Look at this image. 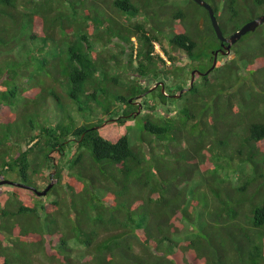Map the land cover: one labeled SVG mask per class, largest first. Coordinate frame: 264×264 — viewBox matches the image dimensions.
Listing matches in <instances>:
<instances>
[{
    "label": "trees",
    "instance_id": "trees-1",
    "mask_svg": "<svg viewBox=\"0 0 264 264\" xmlns=\"http://www.w3.org/2000/svg\"><path fill=\"white\" fill-rule=\"evenodd\" d=\"M180 1L0 0V177L58 180L10 186L0 264H264V24L192 86L222 41ZM207 1L226 36L264 14Z\"/></svg>",
    "mask_w": 264,
    "mask_h": 264
},
{
    "label": "rangeland",
    "instance_id": "rangeland-1",
    "mask_svg": "<svg viewBox=\"0 0 264 264\" xmlns=\"http://www.w3.org/2000/svg\"><path fill=\"white\" fill-rule=\"evenodd\" d=\"M180 5H182L183 7H186V8H188L190 6V9H191L190 16H191V18H193L195 20L198 19V21H200V20L203 21L204 19L207 18L206 11L200 5H198L197 3L196 4H193L189 0H181L180 1ZM258 16H260V15L258 14L257 17ZM176 21H177L176 23H180V20H176ZM203 25H204V23H203ZM170 29L171 28L168 27L167 30L170 31ZM170 33H172V31H170L169 34ZM211 39H210V41H211ZM213 40H214V38H213ZM164 43H165V46L167 48H169V40L168 39H165ZM109 49H110V47H109ZM160 49L161 48L158 46V50L159 51H160ZM116 51H117V49H116ZM163 55H164V53H163ZM228 56H229V58H232L234 56V54H229ZM121 59H122L121 65H124V63L127 62V60L129 59V56L126 55V54L125 55H121ZM113 71H117V69H114ZM130 73H129V75H130ZM125 79L128 80L130 78L127 76V77H125ZM150 81H151L150 78H143V82H145V83H150ZM197 81L198 82L201 81V78L198 77V76H197ZM166 93H167V91H166ZM151 96H153V94H151ZM92 105H93V102H92ZM94 106L97 108V110H96V114L93 117L89 113V108H86L85 109V111L83 112V116L81 114L74 113L75 117L80 122L82 121V117L83 118H88V119H91V120L93 119L92 121H96V119H97V118H95L96 115H100L103 112H101V109H100V106L99 105H97L96 103H94ZM158 111L160 113H162V114H168L169 113V109H167L163 105H159L158 106ZM51 113H52V116L53 117H54V115L58 114V112L55 111L54 109L51 110ZM148 114L149 113H147L145 111L144 107L141 108L140 112L137 115H135L134 118H128L124 122L123 125H120V133L122 135L127 134L133 144L139 143V135L140 136L142 134L146 135V133H147V132L144 131V123H145V118L147 117ZM105 124H106V122H105ZM107 128H103V130L104 129H107ZM154 144L157 145V142H155ZM159 149L161 151H164V148H162V147H160ZM48 174H49V172H46V176ZM1 178L2 177H0V180H2ZM3 178L4 179H7V180L15 181V182L24 183L23 178L18 173H16V172H14V173L13 172L12 173H6ZM36 180L38 181V183L40 184V187L42 189V188H44L45 185H47L49 182L52 181V177H48L47 176V178H43V179L41 177H36ZM55 181L57 182V180H55ZM10 186H11L10 184H5V186L4 185L3 186H0V208L4 205L6 198L9 196V192L11 191L10 190L11 189ZM41 213H43V212L41 211ZM188 229H190L188 233H187V230H185L182 233V235L177 238L179 241L180 240H184V239H186L188 237H192L194 235V232L191 231L190 225H188ZM172 249L175 250V245H173Z\"/></svg>",
    "mask_w": 264,
    "mask_h": 264
},
{
    "label": "water",
    "instance_id": "water-1",
    "mask_svg": "<svg viewBox=\"0 0 264 264\" xmlns=\"http://www.w3.org/2000/svg\"><path fill=\"white\" fill-rule=\"evenodd\" d=\"M194 1L196 3H198L199 5L205 7L208 10L211 22L213 24V27H214L216 33H217V36L222 41V48L214 52V62H213V65L210 69H208L207 71H201L199 69H195L192 71V74H191L192 75V79H191V85L192 86L195 83L197 73L200 75L206 76L209 73H211V71H213L215 69V67L217 66L218 60H219V54L220 53H222V54L231 53L232 46L234 44H236L243 36H245L249 32L256 31L262 24H264V14H262V15L258 16L257 18H254V19L248 21L247 23H245L236 32L232 33L229 36H226L223 32V29L219 23L217 16L215 14L214 7L206 0H194ZM160 84L162 85L163 93H166V86H165L164 81L158 82L151 90L156 89ZM186 89H188V88L182 89V91L179 94H174V96L176 98H180ZM137 104L139 105V110L137 111V114H138L142 108V103L137 102ZM137 114H135V115H137ZM55 172H56V170H53V173H52L53 176H54ZM54 179L55 178H52L51 183L48 184V186L43 190H40L37 187L30 185V184H27V183L15 182V181L7 180V179L0 180V186L5 185V184H12L15 186L31 189V190L35 191L39 196H46L56 183V181Z\"/></svg>",
    "mask_w": 264,
    "mask_h": 264
},
{
    "label": "clouds",
    "instance_id": "clouds-1",
    "mask_svg": "<svg viewBox=\"0 0 264 264\" xmlns=\"http://www.w3.org/2000/svg\"><path fill=\"white\" fill-rule=\"evenodd\" d=\"M194 1V0H193ZM207 1V0H206ZM195 2V1H194ZM211 4V3H210ZM212 5V4H211ZM213 6V5H212ZM158 46L161 48V46H160V44H157V51L159 52V53H161L162 55H163V51H161L162 49H160V51L158 50ZM163 52V53H162ZM222 54V53H221ZM219 58H220V55H219ZM170 63V62H169ZM196 80V79H195ZM139 110V109H138ZM137 110V111H138ZM135 114H137V112L135 113ZM52 178H55V177H52ZM55 180H57L56 178H55ZM58 181V180H57ZM51 183V182H50ZM50 183H48V184H50ZM57 183V182H56ZM55 183V184H56ZM48 184L46 185V186H44V188H42V189H40V190H43V189H45L47 186H48ZM10 185H12V184H10ZM3 186V185H2ZM55 186V185H54ZM38 188V187H37ZM39 189V188H38ZM48 195V194H47Z\"/></svg>",
    "mask_w": 264,
    "mask_h": 264
},
{
    "label": "flooded vegetation",
    "instance_id": "flooded-vegetation-1",
    "mask_svg": "<svg viewBox=\"0 0 264 264\" xmlns=\"http://www.w3.org/2000/svg\"><path fill=\"white\" fill-rule=\"evenodd\" d=\"M221 48H222V46H221ZM221 48H220V49H221ZM218 50H219V49H218ZM220 54H221V53H220ZM220 54H219V55H220ZM197 74H198V73H197ZM197 74H196V75H197ZM196 80H197V79H196ZM158 82H161V81H158ZM158 82H155V85H156ZM174 94H176V93H170V95H173V96H174ZM137 102L142 103V102L139 101V100H135V101H134V103H137ZM142 104H143V103H142ZM136 105H138V104H136ZM138 106H139V105H138ZM143 107H144V105H143ZM143 107H142V108H143ZM138 109H139V108H138ZM138 109H137V110H138ZM136 112H137V111H136ZM136 112H135V113H136ZM124 116H127V115H124Z\"/></svg>",
    "mask_w": 264,
    "mask_h": 264
}]
</instances>
